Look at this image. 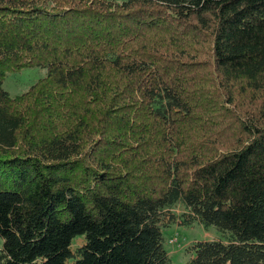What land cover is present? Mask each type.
I'll return each mask as SVG.
<instances>
[{
  "label": "trees",
  "instance_id": "16d2710c",
  "mask_svg": "<svg viewBox=\"0 0 264 264\" xmlns=\"http://www.w3.org/2000/svg\"><path fill=\"white\" fill-rule=\"evenodd\" d=\"M194 223L186 264H264V0H0V264H170Z\"/></svg>",
  "mask_w": 264,
  "mask_h": 264
},
{
  "label": "rangeland",
  "instance_id": "374dc122",
  "mask_svg": "<svg viewBox=\"0 0 264 264\" xmlns=\"http://www.w3.org/2000/svg\"><path fill=\"white\" fill-rule=\"evenodd\" d=\"M122 2L123 0H114ZM46 70L38 67L21 69L19 71L8 72L1 89L8 94L10 98H15L26 93L39 80L46 77ZM175 213L182 212L181 206L175 208ZM164 250L169 255L170 264H186L189 254L186 250L200 242L221 241L223 242L227 234L219 232L214 227L207 229L194 223L190 226L170 225L161 229ZM177 238L178 243L172 244L171 240ZM84 236H78L72 241V248L80 247L84 244ZM2 239L0 238V252L2 250ZM74 260H68L65 264H74Z\"/></svg>",
  "mask_w": 264,
  "mask_h": 264
},
{
  "label": "built area",
  "instance_id": "2783aa9c",
  "mask_svg": "<svg viewBox=\"0 0 264 264\" xmlns=\"http://www.w3.org/2000/svg\"><path fill=\"white\" fill-rule=\"evenodd\" d=\"M173 242L172 244H177L178 243V240L177 238H174L173 240L170 241V243Z\"/></svg>",
  "mask_w": 264,
  "mask_h": 264
},
{
  "label": "crops",
  "instance_id": "0c3cea01",
  "mask_svg": "<svg viewBox=\"0 0 264 264\" xmlns=\"http://www.w3.org/2000/svg\"><path fill=\"white\" fill-rule=\"evenodd\" d=\"M169 256V255H168Z\"/></svg>",
  "mask_w": 264,
  "mask_h": 264
}]
</instances>
